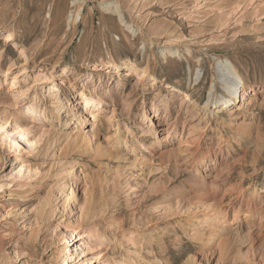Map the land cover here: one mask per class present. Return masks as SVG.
<instances>
[{
    "label": "rangeland",
    "instance_id": "obj_1",
    "mask_svg": "<svg viewBox=\"0 0 264 264\" xmlns=\"http://www.w3.org/2000/svg\"><path fill=\"white\" fill-rule=\"evenodd\" d=\"M9 31L14 38L4 44ZM0 46V116H25L35 142L33 148L21 145L16 152L0 131V264H66V253L78 254L74 264L98 262L93 263L90 251L75 253L81 240L68 236V223L80 214L78 205L71 202L69 213L60 217L70 192L69 186L61 189L60 174L70 164L74 170L68 180L80 184L76 195L83 189L82 195L93 196L95 206L104 210L98 212L104 219L75 224L77 234L95 224L101 227L97 230L106 239L99 256L110 252L123 259L134 254L131 264H264V0H0ZM175 50L178 55L172 54ZM120 59L145 69V75L138 79L124 66L114 71L101 64ZM220 60L229 61L247 84L257 86L254 94L247 93L255 104L245 97L236 98L230 109L214 108L212 100L205 105L209 89L217 104L228 94L220 80ZM65 65L76 71L69 82L57 77L65 92L72 85L85 88L84 77L90 75V84L107 93V100L103 107L74 106L75 116L52 137L53 132H46L50 122L23 111L33 96L44 97L40 107L55 106L46 89L43 94L35 90L39 86L44 91L48 83L38 85L35 78H50L49 69L58 75ZM25 66L27 73L19 80L31 88L22 99L10 86L14 73ZM172 87L179 88L175 104L165 110L164 94ZM155 111L159 115L153 119L161 116L163 123L149 132ZM189 114L195 118L190 133L188 123L182 129ZM116 127L126 146L113 143ZM131 129L147 132L143 136ZM90 132L92 144L112 154L81 144L78 135ZM108 133L114 136L106 140ZM219 134L229 142L222 138L218 144ZM171 147L176 149L160 156ZM205 190L218 204L207 207L211 201L198 198ZM50 191L56 197L47 203ZM237 207L241 213L232 221ZM223 214L235 226L230 232L232 226L219 225ZM158 235L163 246H136L139 236L153 242ZM227 236L231 240L225 243Z\"/></svg>",
    "mask_w": 264,
    "mask_h": 264
},
{
    "label": "bare ground",
    "instance_id": "obj_2",
    "mask_svg": "<svg viewBox=\"0 0 264 264\" xmlns=\"http://www.w3.org/2000/svg\"><path fill=\"white\" fill-rule=\"evenodd\" d=\"M118 8L119 7L117 6L116 7V11H119V10H117ZM127 26L131 27L130 25H127ZM13 38H14V31H9L5 35H3V40L2 41L5 44L6 42L12 41ZM0 51H4V47L0 46ZM21 52L23 54H25V50L24 49ZM172 54L178 55L179 51H177V50L172 51ZM24 61H27V59H25ZM101 64L105 68L110 67V68L114 69V71L115 70L119 71L124 66V67H126L128 69V71L137 73L138 74V79H141V77L143 75H145V71H146L145 69L137 70L133 63L127 62L124 59H120L119 61H115V62H110V61L103 62L102 61ZM217 65L219 66L220 71H221L220 72V76H221L220 80L223 82L222 84H224V87H225V89H227L228 94L226 96H223V98L221 99L220 103L217 104V97L216 96L214 97V93H213L214 90L212 92V90L209 89V93L211 92V94L207 96V99H206V102H205L206 106L208 104H210L211 100H212V103L214 105L212 107L216 108V107H220L222 105H225L224 106L225 109H230L228 107L236 103V101H235L236 98L238 99V102L241 99L245 98V97L248 98L247 99L248 102L253 100V97L250 96V95H247V93H249L250 91L251 92L253 91L252 94H254L255 93L254 90L256 89L257 86H255L254 84H250V83L247 84L245 82L244 78L240 75L238 70L235 68V66L233 64H231L229 61L220 60V61H218ZM12 66H14V62L9 63V65H7L6 72ZM55 72L56 71H53V69H51V70L49 69L48 74H49L50 78H43V77L35 78L36 84H38V85L39 84L41 85V84H45V83L47 84L48 83L44 87V91H42L43 87H39V86H37L35 90L38 91V92H41L40 94H43L47 90L48 91V95L47 96H49V100L51 99L55 106L54 107H50V106L40 107V104L38 103V101H40V100L44 101V97L38 98V100H36L37 96H33L35 99L33 100L32 99L33 97L30 98V100H28V102H26L27 103L26 109L23 111L24 114H28V113L31 114V115L35 114L38 117L46 119V121L50 122L51 123V128H48V130L46 132H49V133L53 132L52 133L53 134L52 137H54L58 133H60V129H61L60 127L64 128L66 125H68V119L70 117L72 118L73 116H75L76 108L74 106H77L78 104H82L83 103L86 108H90V109L92 107H94V106H97L98 104L100 105L99 107H101V106L103 107V102H106V100H107L106 99L107 93H105V95H102L101 93L98 92V90L95 89V86L93 84L92 85L90 84V82H94L92 76L90 77V75H89V76L84 77V80H87V82L85 84V88H83V87L76 88L74 85H72V89H70L71 92L67 93L62 88L61 84L58 81H56V79H57V77L58 78L60 77L62 79L65 78L69 82L70 81V76L69 75L73 74V73H76L75 69L65 65V66H62V71L58 75ZM25 73H27V66H25L22 69H19L18 71H16L14 73V75H13L11 86H10V88H12V90L8 89V90H11L13 92H16V94L19 96L18 98H22V99L27 97L29 89L31 88L29 86H27V87L23 86L22 83H21L22 81L19 80V78L21 76H23ZM39 74L40 75L43 74V70L42 69H40ZM126 75H128V74H126ZM155 78H156L155 75H153V79H155ZM99 79H100V77H99ZM100 84H101V82H100ZM248 86H250L249 89H248ZM33 88H35V86ZM178 90H179V88L172 87V90H171L172 92L171 93L167 92V93L164 94V97L166 98L164 100V106H165L164 109L165 110H167V107L175 104V100H176L175 93H177ZM128 94L129 93L126 94V97H129ZM185 96L189 97V93L185 92ZM90 97L93 98L92 101L88 100ZM22 101L25 102V100H22ZM253 102H254V104L256 103L255 100H253ZM0 103H4V101L0 100ZM46 108H47V110H46ZM185 108L186 109L183 111L184 113H186L187 110H189V106L187 105V106H185ZM213 111L214 110L211 109V112H213ZM230 112H231V110H229V113ZM82 113H83V111H82ZM213 113H215V111ZM95 114H98V113H95ZM158 115H159V113H157V111H155L153 113V115H152V118L151 117L149 118V124H148V131L149 132L152 131L153 128L156 125H161L163 123V122L160 121V120H163V118L161 119V116H160L159 120L157 118H156V120L153 119L155 116H158ZM11 117L9 115L0 116V131H1V134L3 136L2 140L7 143L9 148H13L16 152H20L21 151V145H24V146L25 145H29L31 148H33L35 142L28 135L29 128L32 127L28 123V120L24 119L25 116L24 117L15 116V117H12V118ZM93 117H94V121H98L99 120L98 117H95V116H93ZM192 119H195L193 117V114H189L187 117H185V120L182 123V126H183L182 129L184 128L185 123L189 124L188 130H187L189 133L192 131V130L189 131V129L190 128L192 129V128L195 127V124L193 123ZM79 120H80V117H79ZM52 128H55V129H52ZM63 128L61 129V131L63 130ZM250 129H249V136L251 135V133H253V132H251ZM131 131L133 132L134 130L131 129ZM114 132L118 134L117 135L118 138L115 139V141L113 143H116L117 147H122V144H124L123 141H125V138L123 139V136H120L122 133L120 132L119 128L116 127V129H114ZM136 132H138L140 135L145 136L147 131L137 130ZM168 132L169 131H167V134H168ZM85 134H79L78 135V138H80V140H81V144H86L88 149L91 148V151H93V152L104 153V154H112V152L110 150H108V149L104 150V149L101 148V146H98V145L94 146L92 144L93 140H92V137H91L92 136L91 132L88 135H85ZM220 134L222 135V133H220ZM220 134L218 136V142L219 143L218 142L217 143L220 144L222 138H224V142L225 143H228L229 141L227 140V138L222 137ZM110 135L108 133V135L106 136L105 139L108 140V139H110V138H112L114 136L113 134H112V137ZM207 135H208V131L204 135V138H206ZM242 135L243 134H242V131H241L240 132V136L242 137ZM253 135H255V134H253ZM247 136L248 135H246V137ZM256 136H257V134H256ZM253 138H255V137H253ZM74 139L77 140V138H74ZM155 139H157V143H158L159 139L158 138H155ZM165 139H166V136L163 137L162 140L164 141ZM247 139H249V137ZM250 139H252V138H250ZM119 142L121 144H119ZM81 144H80V146L79 145L78 146L81 147ZM105 145H107V144H105ZM124 145L126 146V143ZM148 147H150L151 149H156L157 148L154 144H150ZM174 149H176V148L175 147H171V148H169L167 150L165 149V150H163L161 152L160 156H162V155L164 156L166 153H168V150H169V153H170ZM152 151H154V150H152ZM53 155L54 156L56 155L55 152L53 153ZM170 156H167V157H170ZM260 156L261 155H259V158H260ZM112 157H115V155H113ZM116 158L119 159L118 156ZM258 159H257V157H255V160H253V161H255V163L259 164L258 162H260V161H257ZM65 162L67 163V161H65ZM70 163L71 162H68V164H70ZM66 167H68V168H65L66 171L64 173L60 174L61 184L63 185V188H61V189H64L66 186H69L70 187V192L68 194L66 193L64 198H63L62 209L60 210V213H61L60 217H63L64 215H66V213H69V210L67 208H68V205L71 204V202H72V204L74 203L73 204L74 206L78 205V207H79V211L78 212L80 214H78L77 217L74 220H72V221H70L68 223L69 228H70L68 230V236L70 237V240L73 237H74V239L77 238V239L81 240V242L79 243V246L81 247V250L79 248H75V253H77V252L78 253H82L85 250L86 251H90V253H92V257L91 258H92V260H94L93 263H96V260H98V262L96 264H119V262L121 264H131L132 263V258L131 257H133L132 255H134V254H129V256H131V257L128 256V257L123 258V259L113 258L114 256L111 255L112 253L110 254V252H103V254L102 255L100 254L101 256H99V252L101 250L98 251V249H100V247L102 246L101 243H102V241H104L106 239V235H105L104 232L97 230V229H101V227H97L98 224L97 225L95 224V226H91V227L87 228L86 230H84V232L82 234H77V232H76L77 228L76 227H78V224H77V226H75V224L79 220L83 221L85 219H90V218H95V217H97V219H104V217H102L101 215L98 216V212H100L99 210H102L103 207L97 208L95 206V204H94L95 202L93 200V196L89 195V196L84 197L82 195L83 189L81 191V195L80 194L78 196L76 195V192L78 190V186L80 184L78 183V185H77V182L74 181L75 185H73L74 183L72 184V182L70 183V181L68 180L69 177L73 174L74 164H70L69 166H66ZM27 170L30 171L32 169L28 168ZM259 171L260 170H258L257 168L254 167V172H253L254 174L255 173L258 174ZM117 172L118 171L116 170L115 174ZM20 173H21V169L18 170V174H20ZM116 177H119L118 173H117ZM118 181H119V179H118ZM82 188H83V186H82ZM57 191H60V190H57ZM205 191H206V193L204 192L198 198H200V200L204 201L205 203L206 202L208 203V202L211 201L208 205H206L207 207H211V206L213 207L215 204H218V201L216 203L215 202L216 200L213 198L214 195H212V197H211L209 195L210 192L207 191V190H205ZM58 193L59 192H57V194ZM51 194H52V196H51ZM254 194H255V192L252 190V192L249 193V196L252 195V197H253ZM55 195H53V193H51V191H50V194L48 195L49 198H48L47 203H50L51 202L50 198L52 197L54 199V197H56ZM55 199H57V198H55ZM246 209H248V208H246ZM258 210H260V209H258ZM65 211H67V212L65 213ZM102 211H104V210H102ZM234 211L235 212H234V217H233L232 221H234L236 219V217L238 216L239 212L241 213V209L239 207H237V208H235ZM218 212H219V210H218ZM243 212H245V216L244 217H246L247 213H248V210L244 209ZM40 213H41V209H39V211H38V214H40ZM260 213H261V211H260ZM219 219H221L220 220L221 223H219L220 226H222L224 222L227 223V225L229 227L232 226V228H230L229 232L231 231V229L235 228V226L232 224V222L227 220L226 215H224V214L221 215L219 217ZM240 224L237 225V226H240ZM244 225H248V224L244 222ZM237 226H236V228H237ZM251 230L249 229L245 233L246 234H250V232H252ZM231 235H232V232H231ZM138 239H139L140 242L137 243L136 246L137 245H138V247L140 246V248H139L140 250L142 248L141 245H142L143 242H145L144 246H147V247H148V244H150L149 246H151L152 244H156L158 246L160 244H162V246H163L162 237L159 236V235L157 236V238L153 242H150L151 238H148L145 241L144 240V236H139ZM229 240H231V239L228 236L226 238L222 239V241L225 242V243H228ZM109 242L111 243V240ZM101 249H104V247H102ZM105 251H107V250H105ZM154 254L155 253H153L152 255H154ZM77 255L74 257V255L69 256L67 253L64 254V260L65 259H70L68 261V263H66V264H74L72 262L76 260ZM152 255H150V256H152ZM108 256L109 257L111 256L112 258L109 259ZM87 261H91V260H87ZM77 262H79V261H77ZM79 264H84V262H80ZM88 264H91V263H88Z\"/></svg>",
    "mask_w": 264,
    "mask_h": 264
}]
</instances>
